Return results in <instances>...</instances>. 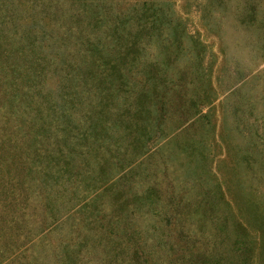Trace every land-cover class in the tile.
I'll use <instances>...</instances> for the list:
<instances>
[{"label": "rangeland", "instance_id": "374dc122", "mask_svg": "<svg viewBox=\"0 0 264 264\" xmlns=\"http://www.w3.org/2000/svg\"><path fill=\"white\" fill-rule=\"evenodd\" d=\"M93 1L98 40L118 46L101 56L127 79L124 92L91 95L114 124L110 153L90 181L56 194L59 220L44 232L30 208L6 229L0 214V264H63L67 244L74 264H238L240 240L264 264V0ZM12 2L15 22L50 27L32 0ZM63 76L52 69L48 90L74 91L83 126L92 75Z\"/></svg>", "mask_w": 264, "mask_h": 264}, {"label": "trees", "instance_id": "16d2710c", "mask_svg": "<svg viewBox=\"0 0 264 264\" xmlns=\"http://www.w3.org/2000/svg\"><path fill=\"white\" fill-rule=\"evenodd\" d=\"M12 1L0 0V214L5 218L1 227L8 228L16 220L15 213L25 207L32 210L33 222L43 225L41 232H44L59 220L52 204L56 194L74 192L78 183L90 181L94 166L105 162L110 153L108 133L114 124L104 117L108 107L104 106L105 110L100 106L97 112L91 95L101 92L100 96H105L111 89L124 92L127 79L121 73L112 74L117 59L101 56L118 46H104L98 40L88 21V17L101 15L99 9H94L93 0H32V6L40 9L43 18H51L50 27L40 29L35 23L27 27L15 22V14L9 12L10 6L14 10ZM99 4L107 3L100 0ZM67 9L70 20L62 23L61 16ZM47 41L53 49L51 53L46 52ZM132 45L136 46V42ZM126 48L120 44L119 58H130ZM131 57L135 63L137 58ZM79 68L92 75L91 80L84 78L86 83L90 81V86L86 90L88 104L83 112V126L75 122L76 102L80 103V99L74 91L64 93L60 100L59 94L48 90L47 84L52 69L62 70L64 76L73 80L79 75ZM47 104L50 105L45 109ZM100 114L102 117H96ZM124 115H119L121 125H126ZM91 190L97 192L95 186ZM36 193L43 194V201L29 207L28 200L36 197ZM74 206L72 203L67 209ZM69 246L63 253V264H74ZM253 247L240 240L238 264L254 263Z\"/></svg>", "mask_w": 264, "mask_h": 264}]
</instances>
